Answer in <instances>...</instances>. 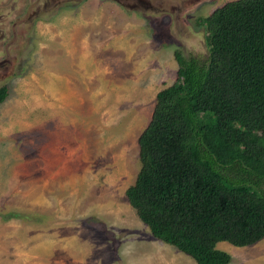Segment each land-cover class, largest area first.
<instances>
[{"label": "rangeland", "instance_id": "rangeland-1", "mask_svg": "<svg viewBox=\"0 0 264 264\" xmlns=\"http://www.w3.org/2000/svg\"><path fill=\"white\" fill-rule=\"evenodd\" d=\"M81 1L0 0V87L6 88L0 102V264H83L91 252L104 253L114 264H195L151 236L124 191L140 168L137 138L150 119L155 95L175 79L174 52L206 60L203 20L231 0H142L136 5L120 0L144 16L138 29L159 40L161 48L156 43L151 50L162 55V66L148 67V76L137 75L129 90H119L125 84L107 87L103 105L83 104L81 113L71 116L69 101L45 105L39 93L32 100L40 90L35 77L47 27L74 17ZM33 2L39 13L28 16ZM60 117L65 120L57 123ZM68 117L77 118L69 124L79 137L60 131L49 143L48 132L67 125ZM72 140L81 149H69ZM51 149L78 160H59ZM150 245L168 249L156 248L150 263L143 254ZM216 247L230 255L228 264H264V237L247 246L218 242ZM103 257L96 260L104 263Z\"/></svg>", "mask_w": 264, "mask_h": 264}, {"label": "trees", "instance_id": "trees-1", "mask_svg": "<svg viewBox=\"0 0 264 264\" xmlns=\"http://www.w3.org/2000/svg\"><path fill=\"white\" fill-rule=\"evenodd\" d=\"M203 22L207 58L174 52L124 195L153 238L195 264H228L218 242L264 237V0L227 1Z\"/></svg>", "mask_w": 264, "mask_h": 264}, {"label": "crops", "instance_id": "crops-1", "mask_svg": "<svg viewBox=\"0 0 264 264\" xmlns=\"http://www.w3.org/2000/svg\"><path fill=\"white\" fill-rule=\"evenodd\" d=\"M76 9L74 17L56 19L58 24L48 26V34L43 35L45 43L40 45L42 62L35 77L36 88L40 90L32 100L36 102L39 93L45 105L63 106L69 101L74 107V115L71 116L81 113L78 109L83 104L103 105L105 93L102 92L107 91V87L116 88L125 84L119 90H129L137 75L144 79L148 76L145 74L148 67L162 66V55L151 50L159 40L153 34L139 31L138 26L143 23L144 16L139 15L136 9L117 0H82ZM39 76L42 82L37 79ZM59 83L62 84L61 89ZM51 98H54L53 102ZM61 119L64 121L65 117L58 118L57 123ZM76 120V117H68L67 125L57 124L52 132H48L49 143H52V138H59L60 131L69 132L72 138L79 137L81 133L74 124H69ZM76 141H71L69 149L74 146L81 149ZM51 151L54 157L64 162H70L68 159L74 156L68 153L61 157L59 149ZM73 159L78 160L77 157ZM156 248L168 249L163 245L154 248L150 245V252L143 250L150 263H154L152 256L154 258L158 253ZM103 255L91 252L89 256L84 255L82 263L114 264ZM97 257H103L105 262L100 263Z\"/></svg>", "mask_w": 264, "mask_h": 264}, {"label": "flooded vegetation", "instance_id": "flooded-vegetation-1", "mask_svg": "<svg viewBox=\"0 0 264 264\" xmlns=\"http://www.w3.org/2000/svg\"><path fill=\"white\" fill-rule=\"evenodd\" d=\"M117 1H119V2H121L120 0H117ZM125 1H127V2H129V0H125ZM122 3V2H121ZM139 3H143L142 2V0H132V3H129V4H134V5H136V4H139ZM36 3H31L30 5H29V8L31 9L30 11H29V14H28V11L26 10V12H27V14H28V16L30 15V14H37V13H39V9H37L38 8V4H36ZM129 6H132V5H129ZM53 7V6H52ZM52 7H50V9H52ZM32 19V18H31ZM26 21H27V19H25ZM24 20V21H25ZM23 21V22H24ZM4 68L6 69V66H4Z\"/></svg>", "mask_w": 264, "mask_h": 264}]
</instances>
